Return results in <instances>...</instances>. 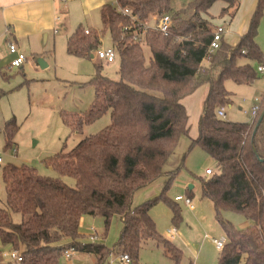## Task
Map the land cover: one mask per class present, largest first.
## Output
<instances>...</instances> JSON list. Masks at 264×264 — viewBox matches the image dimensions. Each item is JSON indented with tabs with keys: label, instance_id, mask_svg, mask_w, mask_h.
Returning <instances> with one entry per match:
<instances>
[{
	"label": "trees",
	"instance_id": "16d2710c",
	"mask_svg": "<svg viewBox=\"0 0 264 264\" xmlns=\"http://www.w3.org/2000/svg\"><path fill=\"white\" fill-rule=\"evenodd\" d=\"M174 1L115 0V5L101 8V30L79 26L68 37V54L93 59L109 33L121 61V79L96 75L91 82L94 100L90 108L65 116V122L80 133L109 112L110 124L82 139L70 152L44 161L58 177L42 176L30 166L4 167L6 207H0V242L22 255L21 262L5 264H60L70 250L93 255L94 264H102L117 250L128 256L130 264H138L141 250L150 241L162 243L165 255L179 264L181 251L172 244L178 231L174 239H163L150 213L159 201H166L173 223L182 220L166 192L183 163L172 171L165 167L181 138H189V117L182 101L206 83L210 89L198 137L190 145L201 147L219 169L200 178L202 197L212 202L224 233L218 238L225 239L218 264H264V117L260 121L264 96L251 122H229L217 113L230 103L226 80L252 84L257 79L258 71L250 62L263 63L256 40L264 0H258L249 30L240 42L231 47L223 39L214 53H209V47L217 28L207 17L209 11L223 1L226 7L221 15L234 17L239 1L192 0L179 9L174 8ZM125 9L129 14L121 12ZM166 14L171 17L167 33L151 27L154 17ZM144 44L151 50L148 64ZM13 123L8 121L5 126L8 145ZM163 176L167 180L161 194L132 208L135 195ZM63 177L73 178L75 186ZM192 190L187 188L190 200ZM226 211L243 216L252 225L235 229L222 218ZM14 214L22 216L21 223L14 222ZM85 216L103 218L106 228L115 216L121 218L123 228L113 250L94 240L81 242L80 223Z\"/></svg>",
	"mask_w": 264,
	"mask_h": 264
},
{
	"label": "rangeland",
	"instance_id": "374dc122",
	"mask_svg": "<svg viewBox=\"0 0 264 264\" xmlns=\"http://www.w3.org/2000/svg\"><path fill=\"white\" fill-rule=\"evenodd\" d=\"M115 5V0H59L60 14L54 29L55 44L51 43L45 60L47 67L42 69L32 59V54H26L28 61L22 69H10L13 60L10 58L2 72L9 77L4 80L0 77V207H6V192L3 183L4 167L30 166L45 177H58V174L47 168L44 161L57 153H68L77 144L90 135H94L110 124L108 112L93 124L85 126L80 133H76L65 122V116L87 111L94 100V86L92 80L96 75H102L113 81L121 79V61L116 54L115 61L107 63L94 56L93 59L80 58L68 54L67 38L79 27L84 29L101 30L100 2ZM192 0H175L174 8L179 9L188 5ZM240 3L234 17L222 16V9L226 6L223 1L216 2L209 11L208 19L213 27H222L225 30L224 42L235 47V39L241 31H248L251 20L257 9L251 0H238ZM63 15H62V14ZM65 15V16H64ZM65 27L60 28L59 24ZM153 24V23H152ZM53 36V33H52ZM257 43L263 53L264 65V14L260 20ZM102 48L112 47L109 33L101 40ZM235 45V46H234ZM47 48V49H48ZM143 54L146 64L150 61L151 50L143 45ZM257 72V62H250ZM207 84V83H206ZM203 84V85H206ZM200 86L199 88L203 87ZM225 89L230 94V103L225 105L226 121L245 123L250 122L255 99L264 95V74L257 73V79L252 84H237L232 80L224 82ZM198 88V89H199ZM189 97V96H188ZM241 109V110H240ZM65 113L67 115H65ZM193 122L197 114L189 110ZM194 115V117H193ZM14 120L11 144L5 133L6 122ZM197 131L194 122L190 134ZM184 159V161H183ZM183 163V164H182ZM181 164L183 165L181 167ZM181 167L173 180L171 188L166 192L169 201L177 205L182 220L177 225L173 223V212L166 201H159L151 210V217L156 229L163 239L169 237V231L176 228L178 235L172 244L181 251L179 264H218L220 252L216 250L212 239L224 236L223 229L216 217V211L209 199L203 198L200 188V178L206 177V170L219 172L216 161L201 147H192L187 137L181 138L175 154L169 159L165 170L172 171ZM64 181L75 186L71 177H63ZM167 177L163 176L151 187L137 193L131 204L132 208L159 196ZM193 185L192 204L195 209L190 210L184 201L176 202V198L187 197V188ZM222 218L231 222L238 230H245L252 222L243 216L226 211ZM20 214H14L15 223L22 222ZM123 228L122 220L115 216L108 228L101 217L85 216L81 219V242L90 243L96 237V243H103L109 250H113L120 239ZM72 259L63 256L60 264H94L95 258L90 254H81L72 250ZM9 246L0 242V264L10 261L7 255ZM102 264H124L117 250L113 251ZM138 264H176L165 255L164 245L150 241L141 250Z\"/></svg>",
	"mask_w": 264,
	"mask_h": 264
},
{
	"label": "crops",
	"instance_id": "0c3cea01",
	"mask_svg": "<svg viewBox=\"0 0 264 264\" xmlns=\"http://www.w3.org/2000/svg\"><path fill=\"white\" fill-rule=\"evenodd\" d=\"M251 2L252 5L255 6V0H251ZM100 4H102L103 7L107 3L102 1ZM60 12L59 0H0V77L2 79L8 80L9 78L6 73L2 72L6 69L7 60L15 58V56L11 55L9 52V42L15 43L19 52L25 56L26 54H32L33 60H37V58L47 59L46 55L47 53L49 55V52L46 51L50 50L48 46L51 43H53V45L55 44V36L58 34L57 30L54 28L57 24ZM59 26L60 28L65 27L64 23H60ZM7 28L9 30L8 34L6 33ZM247 32L248 31H241L238 35L239 37L235 39L236 43L234 44L237 45L242 36ZM27 61L28 59L26 57V62ZM25 63L18 70L22 69ZM260 66H258V68ZM209 89L210 87L208 84L203 85V87L197 89L195 93L182 101L189 117L190 131L192 124L194 122L197 124L196 132H193L191 135L189 131V138H187L190 142L192 139L198 137V123L203 112L204 102L208 96ZM262 98L260 100H262ZM189 110H191L193 114H197L193 122L191 121ZM95 240L96 238L94 241Z\"/></svg>",
	"mask_w": 264,
	"mask_h": 264
},
{
	"label": "built area",
	"instance_id": "2783aa9c",
	"mask_svg": "<svg viewBox=\"0 0 264 264\" xmlns=\"http://www.w3.org/2000/svg\"><path fill=\"white\" fill-rule=\"evenodd\" d=\"M65 1V0H63ZM124 15L126 14H129V11L127 9L125 10H122L121 11ZM153 24H151L152 28H156V30L162 32V33H167L169 31V28H170V25H171V17L169 14H166L164 16H161V17H155L153 20H152ZM86 34H89V31L86 30L85 31ZM6 33L8 34L9 33V30L8 28L6 29ZM224 34H225V30L222 28V27H217L214 35H213V39L211 41V44H210V47H209V53H214L219 47H220V44L221 42L223 41L224 39ZM8 46H9V52L11 55H14L15 58L12 60L9 68L12 69V68H16V69H19L22 67V65L26 62V56L22 53L19 52L18 50V47L15 43H12V42H9L8 43ZM95 56L100 59V60H103V61H106L107 63H112L115 61V58H116V51L113 47L111 48H108V49H103V48H100L99 50L96 51V54ZM258 72L260 74H264V65H261L259 68H258ZM256 104L253 106L252 108V116L255 118L258 114V111H259V104H260V100L259 99H256L255 100ZM218 116L222 119H225L226 118V110L225 108H220L218 111ZM3 163V160L2 158L0 157V164ZM214 172L210 169H207L206 170V176H210L212 175ZM176 201L178 202H181V201H184V203L191 209L193 210L194 209V205L192 204V201L189 199V198H186V197H177L176 198ZM177 234V230L175 228H172L170 231H169V237L171 239H174L175 236ZM92 241L94 240V237L91 238ZM213 244L215 245L216 249L218 251H221L225 245V239L224 238H221V239H213ZM72 250L70 251H67L65 253V259H69L71 260L73 257H72ZM7 258L10 259V261H13V262H21L22 261V255L19 251H13V252H10L8 255H7ZM121 261L124 263V264H130V259L128 258V256L124 255V256H121Z\"/></svg>",
	"mask_w": 264,
	"mask_h": 264
},
{
	"label": "water",
	"instance_id": "95a60500",
	"mask_svg": "<svg viewBox=\"0 0 264 264\" xmlns=\"http://www.w3.org/2000/svg\"><path fill=\"white\" fill-rule=\"evenodd\" d=\"M36 61H37L38 65H39L42 69H44V68L47 67V64H46V62H45V60H44L43 58H37ZM263 117H264V112L262 113V115H261V117H260V121L263 119ZM188 188H189L190 190L193 189V185H189Z\"/></svg>",
	"mask_w": 264,
	"mask_h": 264
},
{
	"label": "bare ground",
	"instance_id": "6f19581e",
	"mask_svg": "<svg viewBox=\"0 0 264 264\" xmlns=\"http://www.w3.org/2000/svg\"><path fill=\"white\" fill-rule=\"evenodd\" d=\"M155 18V17H154Z\"/></svg>",
	"mask_w": 264,
	"mask_h": 264
}]
</instances>
